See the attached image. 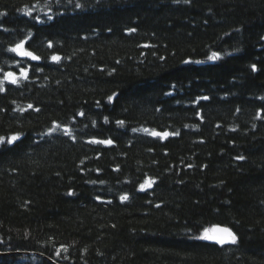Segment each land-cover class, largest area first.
I'll list each match as a JSON object with an SVG mask.
<instances>
[{"label": "trees", "instance_id": "obj_1", "mask_svg": "<svg viewBox=\"0 0 264 264\" xmlns=\"http://www.w3.org/2000/svg\"><path fill=\"white\" fill-rule=\"evenodd\" d=\"M0 80V264H264V0H0Z\"/></svg>", "mask_w": 264, "mask_h": 264}, {"label": "snow or ice", "instance_id": "obj_2", "mask_svg": "<svg viewBox=\"0 0 264 264\" xmlns=\"http://www.w3.org/2000/svg\"><path fill=\"white\" fill-rule=\"evenodd\" d=\"M188 0H185V3H187ZM76 7H80L79 4L76 5ZM28 15H31V13H27ZM49 19H51V17H49ZM131 31H135V29H132ZM25 43L26 41H20L19 43H17L14 47L10 48L9 51L16 53L17 55L21 56V57H28L31 60H39L40 57L33 54V52L26 50L25 49ZM147 46V45H146ZM49 47H52L51 43H49ZM218 58V54L217 53H212V55L209 57L210 60H215ZM51 59L53 61H57L59 62L61 60V57L58 55H53L51 57ZM252 70L256 71V65H252ZM24 78L27 79L28 78V72L26 69L21 68L20 69V74L19 77L13 73V72H6L4 74V80L8 81L11 84H17L19 78ZM4 81L0 80V92L4 91ZM109 101H111L113 99L112 96L108 97ZM201 99L207 100L208 97H202ZM29 108H32V105L28 106ZM36 111H39V109H36ZM79 115H84V113H79ZM257 118H260L259 113L257 114ZM105 121L107 122V118H105ZM116 123L118 125H123L124 121L122 120H118L116 121ZM61 128V126L59 124H54V127L52 130H50L49 134H51L52 131H54L55 129H59ZM133 131H137L136 129H133ZM143 131L147 134H149L150 136L153 137H161V138H167L170 135H178L179 133L177 132H168V131H164V132H159L156 130H149L147 128L143 129ZM63 133L69 137H71L72 139H75V137L72 136V132L67 128L64 127L63 128ZM20 139V135L19 134H15L12 135L10 137H8L7 139H5V137H0V144H13L15 141H18ZM89 143H93V144H106V145H111L113 143V141L111 139H107V140H98V139H92L89 141ZM238 159H244V157H238ZM155 183L154 180H152L151 178L146 179L144 181V183H142L140 185V189L144 190L145 188H150L152 187V184ZM69 195H72V193H69ZM97 199H99V197H97ZM121 201H126L128 199L127 195L121 196L120 197ZM199 239L202 240H208V241H214L220 245H224L227 243H231V244H235L237 243V236L236 234L228 227H221L219 225H215L212 226L210 228H205L203 229L202 234L198 237ZM59 254V253H58Z\"/></svg>", "mask_w": 264, "mask_h": 264}, {"label": "water", "instance_id": "obj_3", "mask_svg": "<svg viewBox=\"0 0 264 264\" xmlns=\"http://www.w3.org/2000/svg\"><path fill=\"white\" fill-rule=\"evenodd\" d=\"M221 227H224V226H221ZM214 242V241H213Z\"/></svg>", "mask_w": 264, "mask_h": 264}]
</instances>
